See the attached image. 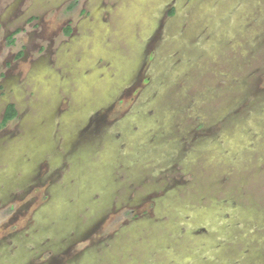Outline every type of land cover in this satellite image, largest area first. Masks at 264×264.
Returning a JSON list of instances; mask_svg holds the SVG:
<instances>
[{
	"label": "rangeland",
	"instance_id": "374dc122",
	"mask_svg": "<svg viewBox=\"0 0 264 264\" xmlns=\"http://www.w3.org/2000/svg\"><path fill=\"white\" fill-rule=\"evenodd\" d=\"M73 1L0 0V264H264V0Z\"/></svg>",
	"mask_w": 264,
	"mask_h": 264
},
{
	"label": "trees",
	"instance_id": "16d2710c",
	"mask_svg": "<svg viewBox=\"0 0 264 264\" xmlns=\"http://www.w3.org/2000/svg\"><path fill=\"white\" fill-rule=\"evenodd\" d=\"M75 6H77V1H73L72 3L69 4V8L70 9H73ZM66 32L67 33H70L71 32V27H67L66 28ZM9 42L10 44L14 43L15 42V39H14V35H11L9 37ZM18 116V110L16 108V105L14 103H10L9 105H7L4 113H3V116L0 120V129L4 128L5 126L8 125V123L10 121H12L13 119H15L16 117ZM134 211L133 210H127V213L126 215H133Z\"/></svg>",
	"mask_w": 264,
	"mask_h": 264
},
{
	"label": "flooded vegetation",
	"instance_id": "af4514ba",
	"mask_svg": "<svg viewBox=\"0 0 264 264\" xmlns=\"http://www.w3.org/2000/svg\"><path fill=\"white\" fill-rule=\"evenodd\" d=\"M10 104V103H9ZM8 104V105H9ZM7 107V106H6ZM17 108V107H16ZM6 109V108H5ZM18 110V109H17ZM5 111V110H4ZM18 115H19V112H18ZM1 130V129H0ZM13 210V206H10L8 209H6V213H9V212H11ZM131 210H133L134 211V209H131ZM53 259H55V260H57L56 258H54L53 257Z\"/></svg>",
	"mask_w": 264,
	"mask_h": 264
}]
</instances>
